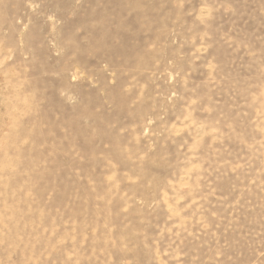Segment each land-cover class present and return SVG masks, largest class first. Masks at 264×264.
<instances>
[{
    "label": "rangeland",
    "instance_id": "rangeland-1",
    "mask_svg": "<svg viewBox=\"0 0 264 264\" xmlns=\"http://www.w3.org/2000/svg\"><path fill=\"white\" fill-rule=\"evenodd\" d=\"M0 264H264V0H0Z\"/></svg>",
    "mask_w": 264,
    "mask_h": 264
}]
</instances>
